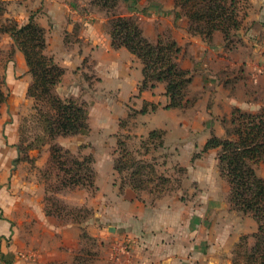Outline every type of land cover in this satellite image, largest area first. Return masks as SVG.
<instances>
[{
  "label": "rangeland",
  "instance_id": "obj_1",
  "mask_svg": "<svg viewBox=\"0 0 264 264\" xmlns=\"http://www.w3.org/2000/svg\"><path fill=\"white\" fill-rule=\"evenodd\" d=\"M27 1V5L38 7L31 15L43 27L38 21L41 14H36L43 1ZM155 3L156 6L145 3L128 10L150 39L172 37V31L177 36V23L189 29V19L173 0ZM71 4L85 19L91 20L94 15L106 17L109 31V12L89 0ZM125 4V0L119 2L115 10L123 12ZM5 8L7 11V5ZM157 9L160 14L151 13ZM41 17L47 22L48 31H52V18ZM80 24L76 22L72 34L64 36L67 47L81 46L74 40ZM46 50L47 43L44 53L53 58ZM16 51L14 43L7 45L0 35V73L5 66L8 94L0 107V215L17 227L21 257L37 258L54 252L53 246L65 239L68 247H75L64 250L63 258L50 264H115L117 259L140 264L152 256L138 243L141 222L137 214L144 212L150 217V225L158 228L165 226V222L161 223L162 213L171 208L166 217L171 221L169 232H181L182 216L186 215L188 241L204 238L203 243L209 248L204 255L210 264H254L247 255L255 242V221L249 213L230 206L228 183L219 173L217 151L212 149L196 156L203 146V133L208 128L217 132L221 126L227 127L229 118L209 114V108L201 101L197 103V94L188 89L187 104L174 114L155 112L159 103L152 108L143 93L151 91L160 99L158 83L148 90L123 87L126 90L120 92L111 88L107 80L102 82L100 75H108L104 71L98 75L95 62L85 59L75 61L67 74L64 70L51 91L83 105L89 128L84 133L55 134L42 116L53 110L27 94L32 76L28 69L20 73ZM141 109L145 111L141 113ZM154 127L161 132L148 137ZM253 167L264 177L263 160ZM88 177L92 184L75 181ZM132 181L140 183L141 188L130 186ZM131 212L136 217H130ZM112 248L115 251L110 252Z\"/></svg>",
  "mask_w": 264,
  "mask_h": 264
},
{
  "label": "crops",
  "instance_id": "obj_2",
  "mask_svg": "<svg viewBox=\"0 0 264 264\" xmlns=\"http://www.w3.org/2000/svg\"><path fill=\"white\" fill-rule=\"evenodd\" d=\"M3 1L7 5L6 16L16 19L21 24L28 20L29 14L36 12L38 9L37 6L27 5V0ZM39 1H43V6L36 14H41L38 21L46 28V51L53 56L55 62L66 71V74L74 67L75 61L81 60L83 62L85 59H89L93 63L95 62L94 67L98 71V75L102 71L108 75L107 78L103 75L100 76L102 82L107 80L108 84H111V88L121 92L125 91L124 88L127 87L133 90L138 87L142 79V65L135 55L126 48L116 49L111 46L106 17L100 16L98 18L94 15L91 20L83 18L77 7L71 6V2L74 3L75 0ZM247 1L248 7L242 18L241 27L236 31L235 40L230 46H226L223 35L219 31L213 33L211 42L205 41L199 35L189 33L179 23L175 28L177 36L173 31L171 32L172 38L180 47L176 61L180 67L189 70L191 73V81L187 89L197 94L196 102H203V106L209 108V114L216 115V117L222 116L220 118L225 116L228 119L234 108L249 113H256L264 108V0ZM125 2L127 3L123 11L125 15H132L128 10L141 4L146 3L151 7L157 5L155 0L150 2L147 0H125ZM13 5L15 7L19 6V9ZM39 7H41V4ZM159 11L161 10L157 9L151 13L160 14ZM42 15L48 20L52 18L49 20L52 23V31H48L49 26L46 25V21L43 22ZM76 22L81 23L76 37L73 36L74 40L79 42L77 44L81 45L77 49L73 44L67 47L64 42V36L72 34ZM140 27L147 39L153 42L158 39L157 36L150 39L142 24H140ZM1 36L3 42L7 45L13 44L12 38L8 34ZM15 59L19 64L20 73H25L27 66L23 54L18 49L15 53ZM8 74L7 68V79ZM65 75L62 78V83L66 79ZM157 85L159 86V93L162 95L160 99L155 98L156 95H152L151 91H145L143 98L154 104L159 103V107L155 112L162 111L174 114L176 108L162 109L168 103V97L164 93V83H158ZM58 89L59 86L57 92ZM59 94L63 95L64 93L59 91ZM211 134L223 136L224 127L221 126L217 132H213L212 128H208L202 136L203 144ZM166 211V214L162 213L161 215V223L165 222V226L158 228H153L150 225V217L144 215V212L137 214V219L141 222V227L137 230L138 243L143 247L145 253L151 252L152 256L145 258L140 264H210V260L206 259L207 257L204 255L209 251L208 246L205 242L203 243L204 238L201 237L199 242L188 241L190 236L185 233L187 230L185 226L186 215L182 216L184 224L182 227L184 229L181 232H169L171 231L169 230L171 221L166 217L171 212V208ZM2 216L0 215V251L3 256V264H50L51 262L60 261L63 258L64 250L71 251L75 247H68L70 246L69 242L64 239L53 246L52 250L54 252H48L37 258L26 259L21 257V247L16 238L17 227L12 224L10 219L4 217V215ZM130 217L134 218L136 215L131 212ZM57 231L60 233L61 230L57 229ZM191 235L193 237V232ZM5 240L8 241L5 242ZM109 250L113 252L115 248ZM56 251L58 252L56 253ZM67 264L71 263L68 261ZM115 264L136 263L133 260L119 262L117 259Z\"/></svg>",
  "mask_w": 264,
  "mask_h": 264
},
{
  "label": "trees",
  "instance_id": "obj_3",
  "mask_svg": "<svg viewBox=\"0 0 264 264\" xmlns=\"http://www.w3.org/2000/svg\"><path fill=\"white\" fill-rule=\"evenodd\" d=\"M92 5L99 6L110 13V42L113 48L124 47L140 61L142 79L139 90L153 88L157 83H164V93L168 97L166 109L180 108L187 104V86L191 81V73L183 69L176 61L180 47L170 36L158 38L152 42L147 39L138 21L124 12L115 10L123 0H89ZM148 2L154 0H147ZM191 26L187 30L191 34L201 36L211 42L213 33H222L226 46L235 40L236 31L241 27L242 18L248 7L247 0H173ZM6 3L0 0V35L8 34L17 49L24 57L32 82L27 94L44 101L46 111L42 113L45 123L55 134L70 135L84 133L88 130L87 110L73 99H65L52 93L58 84L64 69L51 56L44 53L46 47L44 28L33 20L30 14L26 23L18 24L16 20L5 16ZM103 10V11H104ZM116 11V12H115ZM4 67L0 73V107L7 98V87ZM70 98V97H69ZM152 108H155V104ZM145 110L141 109L143 113ZM224 135L211 134L199 153L210 149L217 151V163L221 177L228 183V201L238 211L249 213L256 223L253 233L254 244L250 248L254 264H264V177L259 176L253 164L264 161V108L256 113H249L234 108ZM161 132L160 128L151 129L148 137ZM85 162V161H82ZM76 161V163H82ZM250 162L252 164H250ZM78 170V169H77ZM117 170L121 168L117 165ZM78 183L92 184V180H75ZM75 182V183H76ZM85 182V183H84ZM135 189L140 183L130 182Z\"/></svg>",
  "mask_w": 264,
  "mask_h": 264
},
{
  "label": "built area",
  "instance_id": "obj_4",
  "mask_svg": "<svg viewBox=\"0 0 264 264\" xmlns=\"http://www.w3.org/2000/svg\"><path fill=\"white\" fill-rule=\"evenodd\" d=\"M0 264H3V256H2L1 251H0Z\"/></svg>",
  "mask_w": 264,
  "mask_h": 264
}]
</instances>
